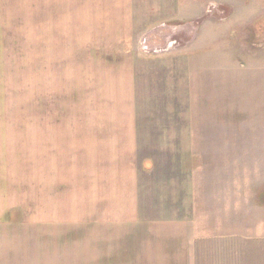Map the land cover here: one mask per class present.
I'll list each match as a JSON object with an SVG mask.
<instances>
[{"label":"crops","instance_id":"0c3cea01","mask_svg":"<svg viewBox=\"0 0 264 264\" xmlns=\"http://www.w3.org/2000/svg\"><path fill=\"white\" fill-rule=\"evenodd\" d=\"M41 10L44 24L88 32L91 112L87 129L43 141L58 158L35 193L26 179V221L102 229L115 246L152 234L153 256L186 264L207 239L233 240L235 257L242 236L264 238L250 173L258 133L225 128L240 101L224 97L225 74L255 56L264 0H41Z\"/></svg>","mask_w":264,"mask_h":264},{"label":"rangeland","instance_id":"374dc122","mask_svg":"<svg viewBox=\"0 0 264 264\" xmlns=\"http://www.w3.org/2000/svg\"><path fill=\"white\" fill-rule=\"evenodd\" d=\"M41 12V0H0V264H186L182 254L167 258L158 251L153 256L156 236L152 234L140 244L115 246V239H107L102 229L89 235L68 223L49 228L41 220L26 221L20 197L23 187L31 182L35 193L44 163L58 158L51 151L47 156L43 141L47 136L62 139L68 130L87 129L91 112L88 32L79 26L44 24L51 20L42 19ZM263 27L264 15L256 21V44L250 43L255 56L241 58L242 71L224 77V97L240 101L235 119H225V128L258 133L261 148L256 167L250 168L252 176L258 173V204H264V195L260 196L264 192V139L260 136L264 132V35L259 32ZM169 44L173 47L178 41L168 43L166 49ZM142 48L149 51L146 45ZM66 160L62 156L61 161ZM246 169L242 167V179L248 178ZM243 237L235 246L240 247L235 257L233 240L203 241L207 246L195 251L194 263L264 264V238L248 241Z\"/></svg>","mask_w":264,"mask_h":264},{"label":"trees","instance_id":"16d2710c","mask_svg":"<svg viewBox=\"0 0 264 264\" xmlns=\"http://www.w3.org/2000/svg\"><path fill=\"white\" fill-rule=\"evenodd\" d=\"M264 195V192L262 194H260V196L262 197ZM263 198V197H262Z\"/></svg>","mask_w":264,"mask_h":264}]
</instances>
